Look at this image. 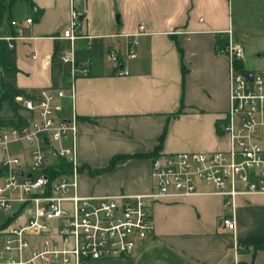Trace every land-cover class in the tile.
I'll return each instance as SVG.
<instances>
[{"label":"crops","instance_id":"obj_1","mask_svg":"<svg viewBox=\"0 0 264 264\" xmlns=\"http://www.w3.org/2000/svg\"><path fill=\"white\" fill-rule=\"evenodd\" d=\"M25 1L26 16L14 17L10 9L4 24L2 14L0 39L15 34L11 21L19 23L22 36L12 42L16 87L31 96L54 88L69 94L72 87V104L67 99L60 117L77 119L80 195L149 194L150 153L157 147L158 154L226 150L220 124L228 109L230 61L216 52V39L240 46L235 19L264 16V0ZM72 11L79 33L92 37L89 45L83 39L73 43L86 76L72 77L71 65L60 58L70 48L61 35ZM133 42L136 55L128 59ZM111 50L119 62L108 58ZM7 153L28 158V150L17 146ZM5 156L0 149V184ZM150 206L154 233L136 259L264 264V248H255L264 246V194L237 197L228 209L222 196L198 181L194 194L165 196ZM228 214L234 227L223 224ZM13 223L9 214L0 221V248Z\"/></svg>","mask_w":264,"mask_h":264},{"label":"built area","instance_id":"obj_2","mask_svg":"<svg viewBox=\"0 0 264 264\" xmlns=\"http://www.w3.org/2000/svg\"><path fill=\"white\" fill-rule=\"evenodd\" d=\"M31 23V19H26ZM21 38L22 28L11 21ZM144 26L139 27L140 32ZM61 38L70 48L61 60L71 65V76H86L78 65L73 43L91 36L79 33L78 14L72 11ZM136 43L126 58L136 55ZM12 48L13 44L10 43ZM228 109L221 119L226 150L159 154L151 160L149 194L82 196L78 193L77 119L60 117L64 103L72 104L74 93L63 89L42 90L35 96L16 97L27 124L0 129L4 178L0 184V210L13 219L3 232L0 264H103L129 259L154 233L151 202L165 196L188 197L197 182L222 196L230 208L237 197L264 194V69H238L242 48L228 39ZM108 58L119 62L118 54ZM27 144V160L8 154L11 146ZM22 223H15L17 219ZM223 224L234 227L231 215Z\"/></svg>","mask_w":264,"mask_h":264},{"label":"rangeland","instance_id":"obj_3","mask_svg":"<svg viewBox=\"0 0 264 264\" xmlns=\"http://www.w3.org/2000/svg\"><path fill=\"white\" fill-rule=\"evenodd\" d=\"M27 5L25 0H18L14 3L11 8L12 16H26L27 14ZM4 24L7 23V17L9 16V12H6L3 15ZM237 17V16H235ZM236 21V29L235 36L240 43V47L242 48V53L244 55V59L242 61H237L236 66L240 69L256 71L260 69H264V16H243L240 17L239 20ZM240 23V24H239ZM242 25L246 32L240 26ZM113 62V61H112ZM115 63V62H114ZM1 114L9 115L10 110L7 105H3L1 110ZM21 147L22 150H28L30 147L27 144H24ZM12 150H17L15 147H12ZM8 214L2 213L0 211V221L4 218H7ZM22 219H17L15 223H22ZM1 254V248H0ZM136 254L134 253L129 257V259L122 260H108L103 264H151L147 263L143 259H136ZM91 264H101L98 262H94Z\"/></svg>","mask_w":264,"mask_h":264},{"label":"trees","instance_id":"obj_4","mask_svg":"<svg viewBox=\"0 0 264 264\" xmlns=\"http://www.w3.org/2000/svg\"><path fill=\"white\" fill-rule=\"evenodd\" d=\"M18 0H0V19L4 12H9L14 3ZM41 15V11H38ZM11 41L0 39V111L5 104L10 110L7 117L0 116V127H23L27 124L26 117L21 114V106L15 101L16 97H31L23 89L16 87L14 77L17 73L15 64L14 47L10 48ZM228 40L220 35L217 36L215 50L218 53H225ZM238 68V67H237ZM240 69V68H238ZM182 73L184 68L182 67ZM159 147L150 153L152 159L158 156ZM256 249L264 248V246L256 245Z\"/></svg>","mask_w":264,"mask_h":264}]
</instances>
